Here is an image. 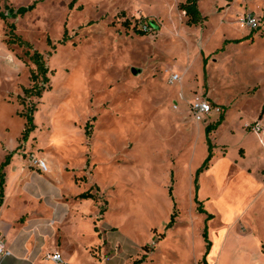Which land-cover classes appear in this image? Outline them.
Wrapping results in <instances>:
<instances>
[{"label":"rangeland","instance_id":"obj_1","mask_svg":"<svg viewBox=\"0 0 264 264\" xmlns=\"http://www.w3.org/2000/svg\"><path fill=\"white\" fill-rule=\"evenodd\" d=\"M183 1L0 0V163L15 151L10 175L25 163L47 177L34 161L50 155L74 264H206L205 229L232 254L242 240L264 244V143L251 127L264 124V0H199L207 19L198 26ZM248 13L259 28L243 25ZM152 20L157 29L138 33ZM12 34L30 46L8 44ZM34 51L49 69L40 96L25 93ZM196 93H213L225 116L198 188L209 153L202 130L220 115L194 120ZM31 110L35 129L23 139ZM88 190L96 198L77 197ZM27 198L13 212L33 209Z\"/></svg>","mask_w":264,"mask_h":264},{"label":"crops","instance_id":"obj_2","mask_svg":"<svg viewBox=\"0 0 264 264\" xmlns=\"http://www.w3.org/2000/svg\"><path fill=\"white\" fill-rule=\"evenodd\" d=\"M211 95V98L208 95L211 101H219L213 93ZM218 104L220 103L218 102ZM214 118L215 116L205 122L208 123ZM202 131H205V128ZM42 157L52 163L48 153H44ZM13 161L14 158L5 167L4 199L0 206V230L4 233L6 246L10 253L0 255V264H57L51 258V254L54 252L61 253L67 264H74V255L69 252L63 229L66 217L64 207L66 196L54 183V174L42 172L47 175L46 177L41 175V172H31L23 163L17 175H10L9 171L13 166ZM17 169L18 167L14 166V171ZM51 169L53 172L52 167ZM25 172H28V177L31 180L27 179L24 175ZM25 196L28 198L24 199V203L33 204L36 202L35 207L20 214L13 212L14 202ZM214 247L215 244L212 243L210 252L206 256L208 264H264L262 241H257L256 245L249 249L246 241L242 240L239 249L234 254L226 250L225 245L221 249Z\"/></svg>","mask_w":264,"mask_h":264},{"label":"trees","instance_id":"obj_3","mask_svg":"<svg viewBox=\"0 0 264 264\" xmlns=\"http://www.w3.org/2000/svg\"><path fill=\"white\" fill-rule=\"evenodd\" d=\"M199 0H185L183 2H181L179 4V8L180 10L185 12V15L187 17V24L189 26H198V25H202L205 20L207 19L206 16H204L199 8ZM32 6H28V7H21L19 8L16 12H14L12 9L9 11L10 15H12L13 17L16 16V14H24L25 12H27L30 8H32ZM0 18L1 19H5V16L0 12ZM144 19H146V17H142ZM262 20L264 22V9H263V15H262ZM147 29H144L143 27H140L137 29L138 33H140L141 35H145L149 30L152 29H157L159 27V25L154 21H150L149 24H147ZM11 32L10 33H14L15 27L14 25H11ZM67 32V30H66ZM264 34V32H263ZM244 38L241 39H225L224 40V44H227L228 42H240L242 41ZM8 44H12V43H18L22 46H30L28 42L24 41L21 37L16 36L15 34L10 35L9 39H8ZM223 50V47L220 48L217 51H221ZM216 51V52H217ZM32 59L34 61V63L37 66V70L36 71H32V76L31 79L32 81L35 82L34 86L30 89H25V93L26 95H36V96H40L42 91L45 89V85L46 83L49 81L48 78V67L45 64L44 61V57L43 55L38 52V51H34L33 55H32ZM208 59L209 56H205L203 57V71L205 73V75H207V63H208ZM42 76V80H38V78ZM40 82H42V84L40 85ZM225 116L223 115V113L220 115L219 119L212 124H208L205 127V133H206V142H207V146H208V156L206 157V159L204 160L202 166L197 170L196 172V177H195V183H196V188L199 187L198 184V176L201 172L207 170L210 166V162L214 157V144L212 142V139L210 137V134L215 131L224 121ZM35 129V123H34V116H33V110H31L30 112L26 113V126L25 129L23 131V139H26L29 134L31 133V131H33ZM86 134L89 136V131L86 130ZM15 154V151L9 152L6 156L5 159L0 163V206L3 203V199H4V186H5V182H6V172H5V167L10 164L13 156ZM78 198L80 199H86V198H96L95 194H93L90 190L85 191L80 193L79 195H77ZM213 215H210V217ZM175 218H176V212L174 211L173 214L171 215L170 221L167 225L168 228L172 227L175 223ZM203 235L205 237L206 240V246L209 249L211 247V241L209 239V235L207 230L205 229L203 232ZM145 260V256H143L142 258L135 260L132 264H139L141 262H143ZM204 262L206 264V258H204Z\"/></svg>","mask_w":264,"mask_h":264},{"label":"built area","instance_id":"obj_4","mask_svg":"<svg viewBox=\"0 0 264 264\" xmlns=\"http://www.w3.org/2000/svg\"><path fill=\"white\" fill-rule=\"evenodd\" d=\"M243 25L250 27L252 29H257L260 26L261 19L253 13H248L243 17ZM144 29H147V23L142 24ZM180 75L173 73L169 77V81L172 83L177 81ZM189 111L194 120L199 122H205L213 116H219L222 113V107L219 104L214 103L211 99L204 93H196L189 102ZM253 131L260 136V141L264 143V124L262 121H256L251 125ZM37 168L42 172H49V163L43 157H37L34 161ZM10 250L6 246L4 239V233L0 230V255L9 254ZM52 260L57 264H67L61 253L54 252L51 254Z\"/></svg>","mask_w":264,"mask_h":264},{"label":"water","instance_id":"obj_5","mask_svg":"<svg viewBox=\"0 0 264 264\" xmlns=\"http://www.w3.org/2000/svg\"><path fill=\"white\" fill-rule=\"evenodd\" d=\"M133 72L135 73L136 72V69H133Z\"/></svg>","mask_w":264,"mask_h":264}]
</instances>
